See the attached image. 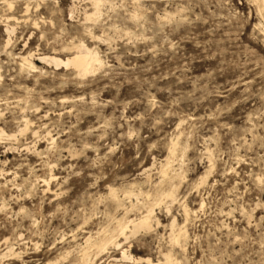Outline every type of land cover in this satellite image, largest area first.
Returning a JSON list of instances; mask_svg holds the SVG:
<instances>
[{"label": "rangeland", "instance_id": "obj_1", "mask_svg": "<svg viewBox=\"0 0 264 264\" xmlns=\"http://www.w3.org/2000/svg\"><path fill=\"white\" fill-rule=\"evenodd\" d=\"M101 1L0 0V264H264V0Z\"/></svg>", "mask_w": 264, "mask_h": 264}, {"label": "bare ground", "instance_id": "obj_2", "mask_svg": "<svg viewBox=\"0 0 264 264\" xmlns=\"http://www.w3.org/2000/svg\"><path fill=\"white\" fill-rule=\"evenodd\" d=\"M92 2H93V7L95 9V10L94 9L93 10L95 12H92L93 15H89V16L86 15L87 18H89V19L99 13L102 1L101 0H92ZM261 7H262V5L260 4L259 8L261 9ZM86 16H85V19H87ZM89 19H88V21H89ZM11 29L12 28H10L9 26L7 27V31L9 33H11V31H13V29L12 30ZM9 40H11V39H9ZM9 40H8V42H9ZM65 49H69V50L72 49V50H74V53L71 56H69L68 58H66V59H61L60 57L55 56V55H43V56L40 57V59L45 61V62H48V63H51V64H55L56 66L65 65L67 67H73L76 70V72L78 73V75H80V76H86L88 74L94 73L97 70L101 69L102 66H103L104 61L99 56L98 52L88 48L87 45H85L84 43H80V44H77V45H75V44L67 45V46H65ZM21 69L22 70H28L30 72L31 71H36L38 69V67L36 66V64H35V62H34V60L32 58V55H28V56L22 57V59H21ZM0 77H1V74H0ZM29 123H30V121L28 119H26L25 120V127L26 128H28ZM3 132H4V130H3ZM0 138H2V133L1 132H0ZM174 146L177 147L176 144ZM171 149H173V148H171ZM171 151L173 153V150H171ZM174 152H176V149L174 150ZM172 153H171V155H172ZM167 161H168L167 165H169V160H167ZM165 172H166V170H165ZM167 175H169V174H166V175L163 174V178L165 176H167ZM165 180H167V179H165ZM176 191H177L176 187H173L171 190H169V191L163 193V195H161L162 199L160 197L159 198L161 200H163V199H175L176 198V193H177ZM113 195H115V194H113ZM185 209H186V213L188 215L190 211H189V209L187 207H185ZM152 219H153V215H152L151 212H149L146 215H144L143 217H141L138 221L134 220V219L133 220H129L128 221V225H123L122 222L119 221V225H120L121 229H125L129 225H132L133 226L132 232L136 233L138 231L140 232L141 229H143V231H144V229L148 230L151 227ZM175 227H176V220H174L172 222V225H171V228H172L171 229L172 230V233H171V239L172 240H171V242H173L174 244H179L181 242L182 238L185 239L187 231L184 229V226H183V227H180L178 229V232H176L175 231L176 230ZM100 237H101L100 241L99 242L97 241V242H95L92 245H95L98 248H104V247H106L108 245V243L110 241V237L108 235H104L103 236L102 234L100 235ZM6 242L8 243V239H6ZM86 243L91 246L90 238L87 239ZM88 248L89 247L85 248V251L84 252L82 251V255H81V257H79V259L81 261H83V262L86 261L87 258H88V251H87ZM8 251L12 252V254H14V255H18L19 254V253H16L14 251V247L11 246V244L8 245ZM66 256H68V255L66 254ZM123 257L126 258V259L129 258L125 251L123 252ZM163 257L165 259L164 262L159 260L158 262L155 263L149 258V259H147L146 263H148V264H169L173 260V254H171L170 252L163 254ZM127 260H129V259H127ZM140 263H142V262H140Z\"/></svg>", "mask_w": 264, "mask_h": 264}]
</instances>
